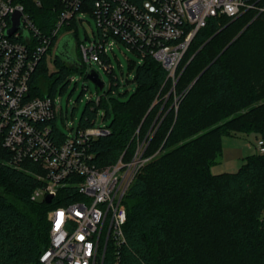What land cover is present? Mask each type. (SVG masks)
Masks as SVG:
<instances>
[{
    "label": "trees",
    "instance_id": "trees-1",
    "mask_svg": "<svg viewBox=\"0 0 264 264\" xmlns=\"http://www.w3.org/2000/svg\"><path fill=\"white\" fill-rule=\"evenodd\" d=\"M36 1L21 0L49 34L60 4ZM68 38L80 46L77 34ZM54 55L57 72H49L44 57L30 82L31 97L54 98L59 82L85 68L82 57L71 62ZM108 73L110 89L87 104L78 127L95 126L101 109L105 119L112 117L109 135L89 145L91 161L99 168L121 157L129 162L142 144L146 163L124 198L125 243L109 241L104 264H264V155L247 157L235 173L211 172L223 137H264V103L253 107L264 94V12L209 19L183 56L176 85L146 56L134 76L135 92L121 101L120 82L114 70ZM56 124L57 118L52 125L66 137ZM9 157L0 147V264H39L50 243L49 211L75 201L76 191L61 189L51 204L33 201L44 184L39 166L9 167L2 163Z\"/></svg>",
    "mask_w": 264,
    "mask_h": 264
},
{
    "label": "built area",
    "instance_id": "built-area-1",
    "mask_svg": "<svg viewBox=\"0 0 264 264\" xmlns=\"http://www.w3.org/2000/svg\"><path fill=\"white\" fill-rule=\"evenodd\" d=\"M56 1L61 11L52 30L44 34L21 0H0V147L10 153L2 163L13 168L25 162L39 166L38 179L44 184L34 191L33 201L48 196L54 200L64 188L76 191L75 201L50 211V243L39 264H104L109 241L121 247L126 240L124 198L144 165L143 145L129 162L121 157L105 168L93 164L89 145L110 130L95 125L78 128L74 136L57 133L52 125L58 113L55 99L30 96V82L40 62L51 48L55 54L63 28L85 12L96 20L99 40L91 48L80 46L83 64L96 62L107 72L113 70L104 56L118 40L142 59L152 56L176 85L178 66L209 19L234 20L249 10L262 13L264 0ZM36 5L41 6V0ZM16 13L22 15L21 28L9 36ZM100 99L99 95L96 101ZM256 147L264 155V137Z\"/></svg>",
    "mask_w": 264,
    "mask_h": 264
},
{
    "label": "rangeland",
    "instance_id": "rangeland-1",
    "mask_svg": "<svg viewBox=\"0 0 264 264\" xmlns=\"http://www.w3.org/2000/svg\"><path fill=\"white\" fill-rule=\"evenodd\" d=\"M54 5L57 6L58 4L54 2ZM80 19L85 20V23L83 24ZM244 28L245 26L239 28L237 32L233 34V38ZM61 33L62 35L59 38L58 45H61L69 35L73 34L78 35V44L80 46L86 45L87 48H91L92 43L99 40L96 20L91 14L85 12L77 16L76 21H73L70 26L64 27ZM113 41V45L108 46L106 56L109 59V66L114 70V76H116L120 82L118 97L121 101H127L136 90L134 76L137 68L143 64V59L124 43L118 40ZM76 46L77 45L72 42V55L75 59H78L81 57V51L80 46L78 48ZM54 58L55 55L52 52L47 55V65L50 73L57 72L58 70ZM84 65L85 68L83 72H71L66 80L59 82L54 93L55 103L58 108L56 125L60 133L65 136H74L87 104L91 100L96 101L101 92L91 80L87 79L88 71L91 69L95 70L105 83L102 94L107 92L112 85V75L100 64L92 62L91 64ZM176 103L177 101H175L174 105ZM262 103H264V94L262 100L258 104L253 105V107ZM247 110L249 109L231 114L228 120H231L234 116L244 113ZM104 116V111L101 109L96 119V126L107 127L111 124L112 117L105 119ZM256 144L257 135L255 134L242 135L239 137H223L222 155L218 158V163L211 168L212 174L237 172L243 166L247 157L258 154ZM140 146H142V144H140ZM145 163L146 160H144V164Z\"/></svg>",
    "mask_w": 264,
    "mask_h": 264
},
{
    "label": "water",
    "instance_id": "water-1",
    "mask_svg": "<svg viewBox=\"0 0 264 264\" xmlns=\"http://www.w3.org/2000/svg\"><path fill=\"white\" fill-rule=\"evenodd\" d=\"M21 17H22L21 13H16V14H14L12 16V19L11 20H12L13 27L8 31V35L9 36H12L14 33H16V31H18L21 28ZM57 55L60 56V57H62V58L67 59L68 61H71V62L72 61H75V58L72 55V42H71V40L69 38L65 39L61 43V45H59V47L57 49ZM206 70L207 69H205L199 75V77L195 80V82L204 74V72ZM87 79L91 80L101 91L104 89L105 83L101 80L99 74L95 70H91L90 71V73L87 75ZM52 201H53V197L52 196H48L45 199V202L47 204H51Z\"/></svg>",
    "mask_w": 264,
    "mask_h": 264
}]
</instances>
